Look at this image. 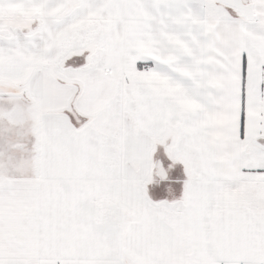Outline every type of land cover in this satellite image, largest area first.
I'll return each mask as SVG.
<instances>
[{"label": "snow or ice", "instance_id": "6c2138e0", "mask_svg": "<svg viewBox=\"0 0 264 264\" xmlns=\"http://www.w3.org/2000/svg\"><path fill=\"white\" fill-rule=\"evenodd\" d=\"M0 264H264V0H0Z\"/></svg>", "mask_w": 264, "mask_h": 264}]
</instances>
